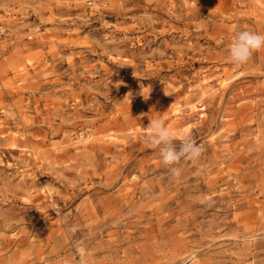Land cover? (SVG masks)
Instances as JSON below:
<instances>
[{"label":"rangeland","instance_id":"rangeland-1","mask_svg":"<svg viewBox=\"0 0 264 264\" xmlns=\"http://www.w3.org/2000/svg\"><path fill=\"white\" fill-rule=\"evenodd\" d=\"M240 30L264 0H0V264H264V48L233 64ZM154 119L201 156L165 166Z\"/></svg>","mask_w":264,"mask_h":264},{"label":"clouds","instance_id":"clouds-1","mask_svg":"<svg viewBox=\"0 0 264 264\" xmlns=\"http://www.w3.org/2000/svg\"><path fill=\"white\" fill-rule=\"evenodd\" d=\"M262 48H264V34L249 30L237 31L229 46L230 60L233 64L242 66L248 62L254 52ZM143 97L147 100L149 96L143 95ZM144 129L147 133L145 143L151 149L159 151L165 166L176 165L181 159L196 160L202 154L201 146L188 133L184 134L183 140L178 142L177 146L174 139L177 134L170 131L163 119L150 120L149 125ZM170 171L173 175L180 174V169L177 167H171Z\"/></svg>","mask_w":264,"mask_h":264},{"label":"bare ground","instance_id":"bare-ground-1","mask_svg":"<svg viewBox=\"0 0 264 264\" xmlns=\"http://www.w3.org/2000/svg\"><path fill=\"white\" fill-rule=\"evenodd\" d=\"M226 81V80H225ZM222 84V83H221Z\"/></svg>","mask_w":264,"mask_h":264}]
</instances>
